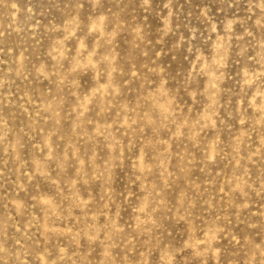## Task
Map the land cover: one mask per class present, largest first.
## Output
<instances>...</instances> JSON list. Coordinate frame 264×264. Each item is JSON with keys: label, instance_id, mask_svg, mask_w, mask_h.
<instances>
[{"label": "rangeland", "instance_id": "1", "mask_svg": "<svg viewBox=\"0 0 264 264\" xmlns=\"http://www.w3.org/2000/svg\"><path fill=\"white\" fill-rule=\"evenodd\" d=\"M0 264H264V0H0Z\"/></svg>", "mask_w": 264, "mask_h": 264}]
</instances>
